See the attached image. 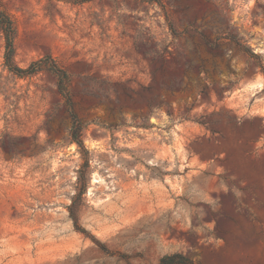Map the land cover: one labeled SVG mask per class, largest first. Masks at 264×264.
<instances>
[{
  "label": "rangeland",
  "instance_id": "1",
  "mask_svg": "<svg viewBox=\"0 0 264 264\" xmlns=\"http://www.w3.org/2000/svg\"><path fill=\"white\" fill-rule=\"evenodd\" d=\"M0 12V264H264V0Z\"/></svg>",
  "mask_w": 264,
  "mask_h": 264
},
{
  "label": "trees",
  "instance_id": "2",
  "mask_svg": "<svg viewBox=\"0 0 264 264\" xmlns=\"http://www.w3.org/2000/svg\"><path fill=\"white\" fill-rule=\"evenodd\" d=\"M90 0H80V2H87ZM0 30L4 33L5 39V63L8 69L16 74L17 76L24 77L29 74L36 73L39 69L35 68L36 63H31L28 68L21 69L13 64V40L14 32L12 23L7 15L0 12ZM55 74H60V71L56 69ZM61 87L59 86V91ZM71 117V127H70V137L73 142H75L79 147L82 146V141L80 139L81 125L75 119V116L70 112ZM159 264H194L186 255L182 253H174L171 255H166L162 257Z\"/></svg>",
  "mask_w": 264,
  "mask_h": 264
}]
</instances>
